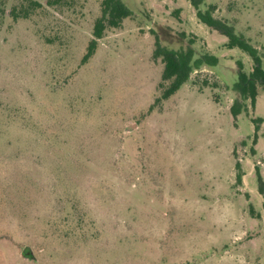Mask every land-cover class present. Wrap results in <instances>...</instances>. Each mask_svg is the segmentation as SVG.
<instances>
[{
    "label": "rangeland",
    "instance_id": "rangeland-1",
    "mask_svg": "<svg viewBox=\"0 0 264 264\" xmlns=\"http://www.w3.org/2000/svg\"><path fill=\"white\" fill-rule=\"evenodd\" d=\"M35 1L0 0V264H264V91L230 111L252 59L189 0H123L83 63L103 0ZM207 2L264 52V0ZM155 34L219 64L155 104Z\"/></svg>",
    "mask_w": 264,
    "mask_h": 264
},
{
    "label": "trees",
    "instance_id": "trees-1",
    "mask_svg": "<svg viewBox=\"0 0 264 264\" xmlns=\"http://www.w3.org/2000/svg\"><path fill=\"white\" fill-rule=\"evenodd\" d=\"M31 8H21L18 14L16 8L13 10L14 19L29 17L31 9L43 8L44 4L35 0H28ZM62 0H45L44 3L48 6H53L60 3ZM195 10L197 19L220 35L227 39V48H238L243 53L247 54L253 61V70L248 74L244 71L243 63L238 62L239 70L237 73V81L233 85V91L236 93L230 111L233 120H238L239 115L248 112V102L250 101L253 107L257 104L259 89L264 91V52H260L258 48L253 46L243 34H240L236 28L228 21L216 18L214 13L216 6L209 4L207 0H189ZM132 10L123 0H103L101 8V16L95 21L93 28V39L89 42L86 54L82 62H88L96 53L98 41L101 40L106 31L111 28H120L125 19L132 16ZM184 39L185 36L182 35ZM181 38V39H182ZM182 39V40H183ZM194 40H189V44L181 43L177 48L163 44V40L159 34H155V51L154 59H161L164 64L162 73V82L160 88L163 92L156 103L162 100H167L175 95L181 87L186 84L191 75L196 71H201L204 68H215L219 64V58L211 53H198L194 48ZM167 84V85H166ZM208 86V84H206ZM154 107V106H153ZM255 123V135L258 137L260 125L263 123L262 118L253 120ZM237 182L242 181V168L239 162L236 163ZM259 191L264 194V180L260 173Z\"/></svg>",
    "mask_w": 264,
    "mask_h": 264
},
{
    "label": "water",
    "instance_id": "water-1",
    "mask_svg": "<svg viewBox=\"0 0 264 264\" xmlns=\"http://www.w3.org/2000/svg\"><path fill=\"white\" fill-rule=\"evenodd\" d=\"M134 127H137V125L129 126L128 131H130Z\"/></svg>",
    "mask_w": 264,
    "mask_h": 264
}]
</instances>
